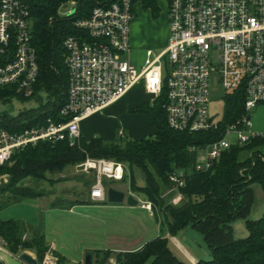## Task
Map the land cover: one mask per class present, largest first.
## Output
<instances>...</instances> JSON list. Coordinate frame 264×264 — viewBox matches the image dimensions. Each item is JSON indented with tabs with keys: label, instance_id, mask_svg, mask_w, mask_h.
Segmentation results:
<instances>
[{
	"label": "built area",
	"instance_id": "obj_1",
	"mask_svg": "<svg viewBox=\"0 0 264 264\" xmlns=\"http://www.w3.org/2000/svg\"><path fill=\"white\" fill-rule=\"evenodd\" d=\"M38 1L42 0H0V88L15 86L27 97L34 94L39 76L32 42L33 11ZM64 4L58 16L75 19L77 6ZM168 15L167 47L158 54L147 50L141 68L131 58V0L100 3L87 18L73 20L80 32L69 34L63 43L69 85L61 110L63 116L71 118L59 124L48 119L47 125L19 132L0 130V165L11 161L16 150L41 140L56 141L68 135L75 144L82 135L84 119L104 113L142 81L154 100L166 91L164 108L173 130H219L225 115L219 119L209 109V81L216 70L209 62L213 47L222 53L218 71L226 97L240 92L245 100L242 115L226 123L219 138L202 148H190L197 154L195 169L208 170L231 146L264 137V0H169ZM259 107L263 110L261 129L252 120ZM233 134L235 141L229 139ZM120 135L125 136V132L121 130ZM77 168L95 173L90 191L94 202L107 201L105 179L122 181L127 169L124 163L90 156ZM187 177L184 170L172 173V185L163 196L179 204L183 200L180 188ZM141 206L153 214L152 201L141 200ZM1 243L7 246L4 239ZM0 264L7 263L1 259ZM38 264H59V256L49 249Z\"/></svg>",
	"mask_w": 264,
	"mask_h": 264
},
{
	"label": "trees",
	"instance_id": "obj_2",
	"mask_svg": "<svg viewBox=\"0 0 264 264\" xmlns=\"http://www.w3.org/2000/svg\"><path fill=\"white\" fill-rule=\"evenodd\" d=\"M63 1L65 0L38 1L40 3H35L33 11L32 42L39 64L34 94H49L47 106L39 109L35 115L23 113L24 116L13 120L12 124L0 121V130L19 132L27 127L47 125L48 119L59 124L71 118L61 114L67 102L69 85L63 43L69 34L80 32L73 20L87 18L96 5L110 0H78L75 19L56 17ZM131 1L134 15L135 5L138 3L145 10H150L153 17L159 16L162 0ZM16 91L15 86L0 88V99ZM244 100L240 92L226 97L225 119L219 130L189 133L169 127L164 108V90L154 101L145 102L133 109L134 112L148 116L156 129L154 135L115 142H108L101 136L87 139L81 135L73 145L68 135L56 141L41 140L16 150L11 161L0 165V174L9 173L11 176L8 187L16 189L27 179L35 180L41 187L50 179L49 172L62 171L68 165L83 162L88 156L115 159L131 167L139 166L146 174V184L138 185L132 176L131 187H139V192L153 202L154 208L157 205L161 207L166 226L163 231L173 236L191 226L204 234L211 248L212 259L200 260L195 264H264V213L257 219L248 218L254 196L252 184L259 183L264 190V160L259 155L260 152L263 153L264 137L231 146L208 170L195 169L197 154L190 149L192 146L202 148L207 142L219 138L226 123L242 115ZM252 164L253 179L248 182L240 174V170ZM177 170L188 172V177L185 186L180 188L183 200L179 204H173L163 193L172 185L170 175ZM127 175L126 173L124 180ZM95 180L94 175L87 178L85 183L91 187ZM40 187L24 184L19 191L8 196L4 205L21 202L27 196H42L45 192ZM238 218H245L248 235L235 239L232 223ZM0 237L13 252H17L19 248L35 250L38 261L50 249L42 232L31 238L24 237L20 225L14 220L0 218ZM98 253L105 254V251L98 250ZM118 255L120 264H194L180 259L171 250L169 238L164 233L149 240L137 251L121 252ZM58 256L59 264H65V258ZM100 264H104V261Z\"/></svg>",
	"mask_w": 264,
	"mask_h": 264
},
{
	"label": "rangeland",
	"instance_id": "obj_3",
	"mask_svg": "<svg viewBox=\"0 0 264 264\" xmlns=\"http://www.w3.org/2000/svg\"><path fill=\"white\" fill-rule=\"evenodd\" d=\"M64 7L70 5L78 6V0H65ZM62 2V3H63ZM40 3V2H39ZM37 2V4H39ZM61 3V4H62ZM168 4L169 0L160 1V13L158 17H143L145 11L141 10L140 4L135 5V17L131 25V58L133 62L141 68L146 58L147 50L151 49L155 53H160L167 47L169 35V19H168ZM66 10H63L65 13ZM59 17V16H56ZM66 18L64 14L61 16ZM136 41V42H135ZM136 44V45H135ZM209 62L216 69L210 77V112L217 118H223L226 109V92L223 88L219 69L221 67V50L213 47L210 50ZM167 74V68H164V75ZM63 83V82H62ZM133 100L147 99L149 102L154 101L153 96L145 92L143 81L135 85L129 92ZM127 95V94H126ZM49 94L35 93L34 96L27 97L18 91L11 95L8 94L0 99V121H7L12 124L13 120L23 117V113L35 115L39 109L47 106ZM125 97V96H124ZM116 106L105 114L104 120L99 124V128L103 130L104 139L108 142L121 141L125 139H136L143 134L144 137H150L154 133L147 132L146 122L143 119H136L137 112H131L129 109L122 111L115 110ZM22 115V116H21ZM252 120L255 127L261 129L263 121V110L261 107L256 109ZM125 132V137L122 139L120 132ZM96 135H101L97 133ZM114 136V139H109L108 136ZM235 141L237 136L231 135L229 138ZM263 153L260 152L262 160ZM116 161L115 159H111ZM79 164V163H78ZM127 166V178L122 181H108L105 179L106 188L111 183L116 189L124 191L127 196L131 193L134 196L140 197L137 205H129L127 198L122 203L116 206L114 203H81L78 200L86 199V193L90 186L85 185L87 178L92 177L95 173H84L77 168V164L68 165L65 169L64 177H59L58 174L62 171L55 170L49 172L48 177L55 179H68L73 175L78 179L83 177V181L76 186H60L55 189L56 195L46 194L42 199L34 197L26 203L13 204L7 210H1V217L15 218L19 222L20 229L22 228L21 220H29L32 223L38 222L35 225L34 231H41L49 244V248L65 258V264H85L87 254L93 252V264H120L118 254L121 252L137 251L141 249L149 240L166 234L169 238L171 250L185 261H190L189 255L184 251L181 245L173 239L178 237L179 242L187 248L193 255L197 256L198 261L212 259L211 248L205 240L202 231L188 226L179 233L170 235L169 232L163 231L165 226V217L159 205L153 208V214L147 210L140 208L141 200H148L139 191V187H131V177L134 176L136 182L140 186L146 184V174L139 166ZM253 165H246L240 170V174L250 182L253 179ZM79 170L77 171L76 168ZM129 166V167H128ZM84 175V176H82ZM10 174L3 172L0 174V189L7 190L10 193L19 191L24 184L32 187H40V183L35 180L27 179L21 182L16 189L8 187ZM111 180V179H110ZM67 181L65 185H70ZM53 186L50 183H43L41 190L47 191ZM254 196L251 199V209L248 218L257 219L264 212V190L259 183L252 184ZM63 193V194H62ZM65 194V195H64ZM84 194V196H82ZM48 195V196H47ZM144 197V198H143ZM25 203V204H24ZM232 234L235 239L244 238L248 235L245 218H238L232 223ZM25 231L22 232L24 237ZM32 236V235H31ZM27 237V238H31ZM143 244L140 246V244ZM55 246V248H54ZM140 246V247H139ZM139 247V249L137 248ZM124 248L126 251H119ZM133 248L135 250H133ZM137 248V249H136ZM132 249V250H131ZM98 250H104V253H98ZM105 257V260L103 259ZM196 262V263H197ZM195 264V263H194Z\"/></svg>",
	"mask_w": 264,
	"mask_h": 264
},
{
	"label": "crops",
	"instance_id": "obj_4",
	"mask_svg": "<svg viewBox=\"0 0 264 264\" xmlns=\"http://www.w3.org/2000/svg\"><path fill=\"white\" fill-rule=\"evenodd\" d=\"M140 8L141 10H145L143 8V6L140 4ZM167 16L169 17V15L167 14ZM135 17V15H134ZM143 17H152V13L150 10H147L145 11ZM136 42V41H135ZM136 45V44H135ZM146 92V90H145ZM147 93V92H146ZM148 94V93H147ZM145 102H149L147 99H142V100H133V97L131 96L130 93H128L127 95H125V97H123L122 99H120L119 101H117L116 103L112 104L111 106H109L104 113H97V114H94L86 119H84L81 123V131H82V135L84 137H86L87 139H93L94 137H98V136H101L104 138V133L103 130H101L99 128V124L101 123V121L104 120V117H105V114L109 113L111 109H113L115 106V110L117 111H122V110H126V109H129V111H133V109ZM134 112V111H133ZM135 115V118L136 119H143L145 122H146V129H145V133L147 132H150V133H154L156 132V129L152 126L151 122H150V119L148 118L147 115L143 114V113H134ZM97 133H101V135H96ZM108 137V140L109 139H114L115 138V135L114 136H110L109 135L107 136ZM141 138H144L143 134L139 135L137 139H141ZM76 168V166H75ZM63 170H66L68 171V169H63ZM60 172L58 174V178L59 177H64L65 176V171ZM77 171H79L77 168H76ZM50 178V177H49ZM83 177H79L78 179L75 177V175H73L72 173V176L68 179H55V178H50L49 180H47L46 182L47 183H50L53 187L49 190H47L44 195L42 196H36V197H39V198H43L46 196V194H51V195H56L55 193V189H59V185L60 186H63V187H66V186H71V187H74L76 186L78 183H81L80 181H83ZM108 180L109 182L110 181H116V180H110V179H106ZM69 181L71 184L70 185H65V183ZM85 181V180H84ZM44 182V183H46ZM86 185V183H85ZM87 186V185H86ZM108 186H112L114 187L113 185H111V183L108 184ZM44 190V189H43ZM90 191H91V188L88 189L87 193H86V199L87 200H83V199H80L78 200V202H81V203H109V201H105V202H94L91 200L90 198ZM49 192V193H48ZM63 194V193H62ZM9 195H13V193H10L9 191L7 190H2L0 189V211L1 210H7L9 208V206L15 204H20V203H23V202H27L28 200L30 199H33L35 196H27L25 197L21 202H16V203H13V204H9V205H4V201L8 198ZM65 195V194H64ZM48 196V195H47ZM58 196V195H56ZM82 196H84V194H82ZM126 197H127V194H126ZM136 197V196H135ZM138 197V196H137ZM144 198V197H143ZM126 199V198H125ZM24 203V204H25ZM111 203V202H110ZM118 203H114V205L116 206ZM141 209L143 210H146L144 208H142V206H140ZM264 213V212H263ZM0 215H1V212H0ZM1 219L3 220H14L16 222L17 219L15 218H3L0 216ZM38 222H34L32 223L31 221L29 220H21V225H22V228H21V231L24 232V235H26L27 237H30L31 235L34 236L36 234H38L39 230H36V232L34 231V228H35V225L37 224ZM19 224V222H18ZM248 231V230H247ZM43 234V233H42ZM31 236V237H32ZM2 237H0V246L2 248H0V260L3 259V261L7 264H30L28 263L27 261L23 260L21 255L23 252L27 251L29 252L31 255H33V257H36L37 258V253L35 250H28V249H22V248H19V250L17 252H13L8 246L6 245H2L1 241H2ZM174 240H176L180 245L181 247L184 249V251L189 255L190 257V261H186L188 263H196L198 261V258L197 256L193 255L192 253H190L186 247H184L178 240V237H173ZM143 244V242L140 244V246ZM139 246V247H140ZM139 247H137L139 249ZM55 248V246H54ZM136 248V249H137ZM53 250V249H52ZM132 250V249H131ZM133 250H135L133 248ZM119 251H126L124 248H121V250ZM129 251V250H127ZM176 254V253H175ZM177 255V254H176ZM178 256V255H177ZM179 257V256H178ZM180 258V257H179ZM182 259V258H180ZM183 260V259H182ZM185 261V260H184ZM94 263V261H93Z\"/></svg>",
	"mask_w": 264,
	"mask_h": 264
},
{
	"label": "water",
	"instance_id": "obj_5",
	"mask_svg": "<svg viewBox=\"0 0 264 264\" xmlns=\"http://www.w3.org/2000/svg\"><path fill=\"white\" fill-rule=\"evenodd\" d=\"M107 195L108 201L111 203H122L124 202L125 198H127V202L129 205H137L139 203V199L132 194H129L126 197V193L115 187L108 186L107 187ZM22 259L27 261L30 264H38V259L33 257L29 252L25 251L21 255ZM85 264H93V252H89L86 257Z\"/></svg>",
	"mask_w": 264,
	"mask_h": 264
}]
</instances>
